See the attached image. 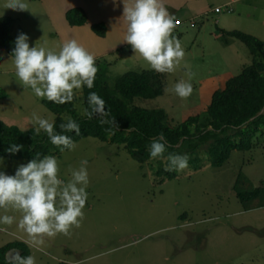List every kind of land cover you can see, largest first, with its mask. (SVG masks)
Wrapping results in <instances>:
<instances>
[{"label":"rangeland","instance_id":"1","mask_svg":"<svg viewBox=\"0 0 264 264\" xmlns=\"http://www.w3.org/2000/svg\"><path fill=\"white\" fill-rule=\"evenodd\" d=\"M4 2L0 0V17L15 18V38L25 33L31 46L56 52L64 43L77 41V32L62 25L60 7L48 12L43 0H26L30 9L16 11L4 8ZM207 2L204 12L182 21L172 33L185 55L172 73L164 74V94L154 99L135 97L130 103L164 110L172 126L193 115L206 117L214 91L225 87L229 78L253 61L250 48L235 37L222 35L220 28L239 30L264 41V0ZM250 14H256L258 20L248 18ZM96 62L108 66L107 82L112 88L129 71L152 70L132 47ZM181 81L192 85L187 98L172 91ZM83 88L73 90L79 117L86 115ZM2 91L7 97L0 96V119L8 125L34 128V114L55 123L57 115L45 107L46 99L23 87L16 77L14 57L0 49ZM62 116L73 118L67 112ZM74 144V149L55 157L58 176L64 181L87 160V201L79 227L72 226L67 235L33 240L18 227L21 212L0 208V216L14 217L11 225L0 224V248L24 241L35 264H264V204L248 209L237 195L238 189L264 185V132L254 138L251 149L233 150L221 167L212 166L202 155L201 169L189 165L161 183L151 166L141 167L123 145L94 137ZM0 158V171L9 175L28 163ZM240 175L243 179L239 183Z\"/></svg>","mask_w":264,"mask_h":264},{"label":"trees","instance_id":"2","mask_svg":"<svg viewBox=\"0 0 264 264\" xmlns=\"http://www.w3.org/2000/svg\"><path fill=\"white\" fill-rule=\"evenodd\" d=\"M66 19L71 26H83L89 22L87 11L82 7H72L66 12ZM16 23L11 16L0 17V49L12 56L16 38L13 28ZM92 30L100 37H106L108 27L105 22L92 24ZM224 36H232L244 42L251 50L253 61L242 71L231 78L225 87L214 91L206 110V117L197 114L190 116L177 126L168 122V114L162 109H146L130 104L135 97L154 99L164 94V74L152 70L129 71L120 76L112 88L107 82L108 66L96 62L98 68L94 87L83 88L86 115L79 117L75 106L76 95L73 100L65 104H55L43 100V104L57 115L55 131L61 133V123H66L62 114L67 112L73 116L80 126V133H64L69 135L73 143L94 137L102 141H109L123 145L128 153L141 167L149 164L154 176L161 183L165 179L175 178L176 171H166L165 162L151 159L148 146L153 139L161 134L168 147L165 153L187 154L189 165L194 169H201V156L214 167H221L231 156L233 150L246 151L251 149L253 140L258 133L264 132V41L258 37L239 30L219 29ZM96 92L106 102L110 109V117L115 123L101 124L103 119L98 115L88 118L91 111L88 95ZM0 96L7 97L2 91ZM12 144L23 145L22 149L11 154L7 151ZM68 150L64 149L63 151ZM63 151L51 144L43 131L37 133L34 128L25 129L16 125H8L0 119V157L25 159L28 162L45 155L56 156ZM240 175L237 182H241ZM238 198L245 208L251 209L264 204V185L250 190L237 191ZM19 252L27 257L31 254L28 243L16 240L0 248V264H9L8 258Z\"/></svg>","mask_w":264,"mask_h":264},{"label":"clouds","instance_id":"3","mask_svg":"<svg viewBox=\"0 0 264 264\" xmlns=\"http://www.w3.org/2000/svg\"><path fill=\"white\" fill-rule=\"evenodd\" d=\"M122 3L123 18L127 23L123 41L130 44L133 52L139 54L154 71L172 73L185 53L180 40L172 35L176 24L162 0H122ZM3 6L16 11L30 9L26 0H5ZM12 57L17 80L23 87L31 88L37 97L51 103H69L73 100L74 89L94 87L98 71L95 57L76 40L64 43L56 52L31 46L28 35L21 33L15 40ZM172 91L180 98H187L192 93V85L181 81L174 85ZM87 99L91 108L87 113L89 119L98 115L103 118L101 124L116 122L114 117L109 119L110 109L106 108V102L100 95L90 92ZM31 124L35 132L46 133L51 144L61 151L75 148L72 138L64 134L80 133L75 120L61 123V133L55 131L53 122L36 114ZM22 147L12 144L7 151L16 154ZM167 147L163 134L153 139L148 146L150 158L163 160L165 170L169 172L188 168L190 157L173 153L165 156ZM58 172V161L51 155L21 164L12 175L0 171V208L11 207L21 212L18 227L33 240L42 236L54 237L59 233L67 235L72 226L79 227L84 215L89 183L87 160L81 161L78 169L71 170V178L67 181L60 179ZM13 223L14 217L0 216V224ZM8 261L9 264H35L32 256L24 257L19 252L11 255Z\"/></svg>","mask_w":264,"mask_h":264},{"label":"crops","instance_id":"4","mask_svg":"<svg viewBox=\"0 0 264 264\" xmlns=\"http://www.w3.org/2000/svg\"><path fill=\"white\" fill-rule=\"evenodd\" d=\"M162 3L169 15L174 17L176 29L182 24V21L193 20L204 12L208 2L207 0H162ZM43 5L48 12L50 9L54 11V8L60 7L64 20L62 25L66 29L77 32V42L94 55L95 60H103L111 53H120L123 49L131 48L130 44L123 41L126 35L127 23L123 18L124 5L122 0H43ZM77 6L84 8L89 16V22L83 26H71L66 19V12ZM101 9L103 10L100 11ZM51 18H53V15ZM248 18L254 21L258 20L256 14L255 16L250 14ZM97 22L107 24L106 37H100L93 32L92 24Z\"/></svg>","mask_w":264,"mask_h":264}]
</instances>
